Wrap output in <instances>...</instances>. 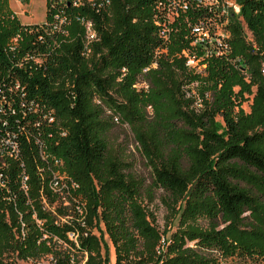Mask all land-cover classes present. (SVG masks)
Listing matches in <instances>:
<instances>
[{
	"label": "trees",
	"instance_id": "1",
	"mask_svg": "<svg viewBox=\"0 0 264 264\" xmlns=\"http://www.w3.org/2000/svg\"><path fill=\"white\" fill-rule=\"evenodd\" d=\"M163 1L46 0L40 25L0 0L5 94L41 111L24 144L28 195L0 198V264L46 255L109 264L105 234L116 264H264V0H238L243 19L229 26L230 52L209 58L204 72L183 54L192 49L187 15L161 35ZM61 12L68 23L57 30ZM81 19L97 33L88 48ZM116 123L131 130L150 183L114 150ZM57 174L63 192L53 188L64 185ZM158 191L173 231L150 208Z\"/></svg>",
	"mask_w": 264,
	"mask_h": 264
},
{
	"label": "built area",
	"instance_id": "2",
	"mask_svg": "<svg viewBox=\"0 0 264 264\" xmlns=\"http://www.w3.org/2000/svg\"><path fill=\"white\" fill-rule=\"evenodd\" d=\"M11 1L8 0L9 8L18 17V12L15 13L10 7ZM13 1L23 6L31 0ZM62 1L73 2L74 5L78 6L84 0ZM88 1L94 5L97 2L99 7L110 4V0ZM158 8L163 10L164 17L157 20L156 24L161 27V35L165 38L168 37L170 25L180 19L182 15H187L185 22L190 29L192 49H185L183 54L187 57V65L198 72L205 71L209 58L225 57L229 54L231 48L229 44L231 36L229 26L234 19L238 21L243 19L242 6L238 0H168L160 2ZM190 12H193L194 19L190 18ZM56 20L57 24L54 29L57 30H61L62 25L68 23L67 17L62 12L56 14ZM22 22L41 25L46 22V17L43 23ZM81 22L86 28L85 41L88 48L90 43L97 40V33L92 22H87L84 19H81ZM43 39V35L39 36V40ZM17 40L18 37H15L14 41ZM36 61H39V59H36ZM148 69L146 68L144 71ZM262 71L264 73V65ZM143 86L147 87L146 84ZM5 88V84L0 80V198L4 201H12L15 199L18 190L28 195L30 189V174L24 160V144L29 146L31 144L30 116L35 115L33 125L37 127L40 124L41 111L39 108H35L33 111L28 110L23 102L18 108L12 95L5 94ZM53 117L52 112L43 114V118L49 122L54 121ZM34 139L36 144H40L39 137L35 136ZM41 157L42 159L46 158L44 153L41 154ZM56 162L59 163L58 160ZM58 177L64 182V185L58 187V184L55 183L53 188L56 191L63 192L67 183L64 176L58 175ZM72 186L76 187L77 184L72 183ZM43 201L45 208L47 207L45 198Z\"/></svg>",
	"mask_w": 264,
	"mask_h": 264
},
{
	"label": "rangeland",
	"instance_id": "3",
	"mask_svg": "<svg viewBox=\"0 0 264 264\" xmlns=\"http://www.w3.org/2000/svg\"><path fill=\"white\" fill-rule=\"evenodd\" d=\"M13 1V0H12ZM10 2V7L16 13L18 12V17L27 23H43L46 17V1L45 0H31L29 3L20 5L18 2L13 1ZM252 103V96L243 103V108L245 111H250V106ZM112 143L114 150L121 156L124 157L129 164L131 165L134 173L139 175L141 178L146 179V183L151 182V171L147 167L143 156L138 150L137 143L134 141L133 135L129 127L123 126L119 123H116L112 134ZM163 192H156L157 199L150 206V208L154 211V214L157 219V224L161 230L169 228L172 224V231L176 229L177 220H172V216L169 211L165 208V206L161 202V197H163ZM60 203H56L57 206ZM100 235V232H96ZM105 241L109 244V264H116L115 261V250L110 242L109 236L107 234L104 235ZM60 247L62 249H67V245L60 242ZM78 258L81 259L80 254H78ZM84 261V260H82ZM84 262H82L83 264ZM224 263V261H222ZM235 260H229L227 264H235ZM17 264H54L53 256L46 255L39 258L29 259V260H18ZM225 264V263H224Z\"/></svg>",
	"mask_w": 264,
	"mask_h": 264
}]
</instances>
